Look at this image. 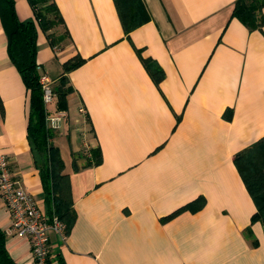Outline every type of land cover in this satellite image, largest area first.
I'll use <instances>...</instances> for the list:
<instances>
[{
    "label": "crops",
    "instance_id": "1",
    "mask_svg": "<svg viewBox=\"0 0 264 264\" xmlns=\"http://www.w3.org/2000/svg\"><path fill=\"white\" fill-rule=\"evenodd\" d=\"M15 2L20 21L34 18ZM55 2L69 39L55 49L39 29L37 64L56 90L63 76L71 87L48 108L66 111L61 129H47L75 219L64 241L52 236L47 264H264V225L236 164L264 139V25L234 17L240 0H142L148 20L128 35L115 0ZM32 118L0 17V153L47 213ZM0 228L12 259L34 264L1 198Z\"/></svg>",
    "mask_w": 264,
    "mask_h": 264
},
{
    "label": "trees",
    "instance_id": "2",
    "mask_svg": "<svg viewBox=\"0 0 264 264\" xmlns=\"http://www.w3.org/2000/svg\"><path fill=\"white\" fill-rule=\"evenodd\" d=\"M28 2L34 11L32 20L24 22L19 20L15 0H0V17L8 37L9 56L33 97V118L29 126V139L40 158V170L49 205L47 214L57 216L66 226V232H69L75 216L71 205L57 192L64 163L58 149L50 144L52 132L47 129V112L37 64L39 29L44 31L55 49L63 48L69 39V34L55 0H28ZM115 2L126 34L129 35L148 20L142 0H115ZM263 9L264 0H240L234 17L242 20L251 29H259L264 25ZM138 53L141 56V52ZM142 60L150 75L159 84L163 77L162 71L157 65L152 64V61L143 58ZM81 63L82 60L76 59L66 66V70L70 71ZM67 83L68 80L63 76L60 87H64V90L54 88L55 92L61 94V99L71 91ZM60 109L64 110V108ZM248 156L250 160L247 161ZM88 162L94 165L100 164L101 154L92 150ZM236 164L257 206L253 221H261L264 225V202L259 199L264 190V139L240 152L236 156ZM188 209H191V206L184 207L165 219L168 220ZM0 264H17L7 250L6 236L1 228Z\"/></svg>",
    "mask_w": 264,
    "mask_h": 264
},
{
    "label": "built area",
    "instance_id": "3",
    "mask_svg": "<svg viewBox=\"0 0 264 264\" xmlns=\"http://www.w3.org/2000/svg\"><path fill=\"white\" fill-rule=\"evenodd\" d=\"M38 70L40 71L39 66ZM40 84L47 112V127L58 131L67 113L64 110H48L56 96L51 78L40 75ZM11 165L10 158L0 153V198L11 214L15 234L29 241L34 264H47L53 253L52 236L57 234L64 241L66 226L57 216H49L38 207L34 198L16 179Z\"/></svg>",
    "mask_w": 264,
    "mask_h": 264
},
{
    "label": "rangeland",
    "instance_id": "4",
    "mask_svg": "<svg viewBox=\"0 0 264 264\" xmlns=\"http://www.w3.org/2000/svg\"><path fill=\"white\" fill-rule=\"evenodd\" d=\"M248 159L250 160L249 156L247 158V161H248ZM260 195H261V196H259L260 201L264 202V190L262 191V193Z\"/></svg>",
    "mask_w": 264,
    "mask_h": 264
}]
</instances>
